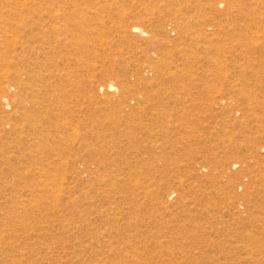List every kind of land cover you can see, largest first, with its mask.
<instances>
[{"label": "rangeland", "instance_id": "rangeland-1", "mask_svg": "<svg viewBox=\"0 0 264 264\" xmlns=\"http://www.w3.org/2000/svg\"><path fill=\"white\" fill-rule=\"evenodd\" d=\"M0 2V264H264V0Z\"/></svg>", "mask_w": 264, "mask_h": 264}, {"label": "bare ground", "instance_id": "bare-ground-1", "mask_svg": "<svg viewBox=\"0 0 264 264\" xmlns=\"http://www.w3.org/2000/svg\"><path fill=\"white\" fill-rule=\"evenodd\" d=\"M1 3V2H0ZM132 30L134 31V32H136V33H138L139 35H144V32L143 31H141L139 28H137V27H133L132 28ZM1 34V33H0ZM0 61H1V59H0ZM1 63V62H0ZM1 74V73H0ZM4 77V76H3ZM1 86V85H0ZM3 88V87H2ZM109 88H113V86L112 85H110L109 86ZM1 90V89H0ZM9 90V89H8ZM7 91V90H6ZM4 101L6 102V104L8 105V103H10V100H9V98H4Z\"/></svg>", "mask_w": 264, "mask_h": 264}]
</instances>
